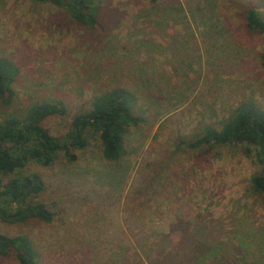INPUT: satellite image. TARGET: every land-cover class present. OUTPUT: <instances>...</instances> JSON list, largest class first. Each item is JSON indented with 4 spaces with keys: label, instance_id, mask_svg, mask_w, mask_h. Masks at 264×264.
Listing matches in <instances>:
<instances>
[{
    "label": "rangeland",
    "instance_id": "1",
    "mask_svg": "<svg viewBox=\"0 0 264 264\" xmlns=\"http://www.w3.org/2000/svg\"><path fill=\"white\" fill-rule=\"evenodd\" d=\"M94 5L90 25L66 6L0 0V57L20 70L11 103L0 101V121L34 102L62 100L66 113L42 120L60 136L73 114L115 87L135 95L139 118L119 160H106L98 134L88 133L72 160L61 151L50 166L29 161L19 174L42 177L33 201L52 219H0V233L26 235L36 264H264L253 153L181 142L204 124L219 128L242 101L264 108V33L249 30L244 17L254 7L264 19V0ZM195 244L205 247L197 252ZM0 264L19 263L9 254Z\"/></svg>",
    "mask_w": 264,
    "mask_h": 264
},
{
    "label": "trees",
    "instance_id": "2",
    "mask_svg": "<svg viewBox=\"0 0 264 264\" xmlns=\"http://www.w3.org/2000/svg\"><path fill=\"white\" fill-rule=\"evenodd\" d=\"M34 1L66 6L76 20L90 25L95 23L98 10L95 0ZM244 17L249 30L264 33V19L256 8L246 7ZM261 62L264 65V52ZM19 71L11 59L0 57V101L6 105L14 97V82ZM134 97L124 87H115L94 96L89 110L73 114L70 128L60 136L53 135L42 125V120L66 113L62 100L34 102L19 113H10L3 118L0 121V219L16 222L37 217L51 221L52 213L47 206L33 201V197L45 188L42 177L38 173L19 174L29 161L50 166L61 151L72 160L76 157L73 148L84 149L88 145V133L98 134L106 160L116 161L123 157L126 154L125 134L139 121L132 110ZM183 139L181 142L195 148L202 146L206 150L213 145L238 144L245 154L253 153L261 170L253 175L251 185L262 197L264 206V108L252 100L242 101L219 128L204 124L193 130L189 140ZM203 247L195 244L193 248L200 252ZM9 254L14 255L19 264H36L33 244L24 234L0 233V255Z\"/></svg>",
    "mask_w": 264,
    "mask_h": 264
}]
</instances>
